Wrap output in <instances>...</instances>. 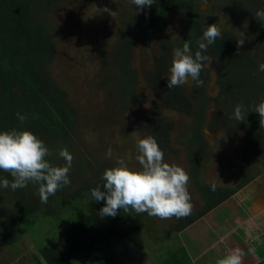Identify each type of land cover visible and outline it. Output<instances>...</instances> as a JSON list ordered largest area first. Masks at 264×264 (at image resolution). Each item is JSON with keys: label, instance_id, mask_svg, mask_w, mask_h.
Instances as JSON below:
<instances>
[{"label": "trees", "instance_id": "16d2710c", "mask_svg": "<svg viewBox=\"0 0 264 264\" xmlns=\"http://www.w3.org/2000/svg\"><path fill=\"white\" fill-rule=\"evenodd\" d=\"M198 4V0H155L139 17L128 15L129 18H125L127 20L115 34L117 44L111 52H107V40L99 46L100 66H117L114 74L105 75L107 81L103 83L104 86L112 82L117 84L113 92L116 100L109 105L119 119H124L126 110L139 109L146 102L145 96L136 89L137 73L131 67L134 41L148 42L165 27L167 17L173 15L189 30L177 47L190 41L194 55L199 50L196 42L205 30ZM59 6V0H0V131L13 128L31 131L49 148L51 155L46 159L57 166L64 164L56 162L63 160L58 152L61 148L67 149L76 123L70 103L49 72L57 49L51 34V17ZM111 23L104 25V38L112 34L114 22ZM258 23L261 24L257 26L255 21V27H258L256 39L260 42L264 23L261 20ZM228 39L227 33H221L208 46L209 52L217 58L218 68L226 71L219 79L221 93L212 100L204 96L203 86L197 87L194 94L181 86L167 88L162 79L170 67L171 49L167 46L144 75L153 100L144 113L141 128L146 135L155 137L164 155L172 152L169 141L174 124L162 115L163 109L180 110L189 117L184 123L186 134L180 145L183 144L185 149L189 180L194 183L201 200V207L195 214L181 219L174 217L173 222L161 231L154 223L156 217L147 213L137 215L132 210L127 213L121 210L115 217H102L99 210L105 202L94 201L90 189L102 186L101 175L107 167L84 160L81 164H72L70 185L50 196L47 204L41 203L38 186L31 182L15 191L0 187V248L17 253L22 247L19 241L24 236L34 244L39 256H33L31 264H133V252L137 248L132 241L134 236L150 247L146 264H194L188 249L179 244V235L217 209L250 180L244 176L240 185L216 186L213 192L210 185L200 179L208 149L205 130L223 127L228 134L235 131L229 136L244 133L245 155L257 148L264 151V134L256 125L258 113L249 112L250 106L259 103L254 86H260L264 91V72L258 70V63L264 62L263 53L259 56L260 45L249 53L240 52ZM202 74L201 71L200 79L204 80ZM210 103L228 112L233 111L235 105L243 104L245 120L238 122L228 112L223 114L221 111L217 113L218 119L224 117L221 125L214 116L206 121ZM17 112L27 116L23 124L17 119ZM87 167L91 179L85 171ZM3 178L12 180L9 173L0 170V179ZM42 228L43 234H39ZM150 228H154L156 235L151 234L154 231ZM52 232H55L54 240L49 238Z\"/></svg>", "mask_w": 264, "mask_h": 264}, {"label": "rangeland", "instance_id": "374dc122", "mask_svg": "<svg viewBox=\"0 0 264 264\" xmlns=\"http://www.w3.org/2000/svg\"><path fill=\"white\" fill-rule=\"evenodd\" d=\"M256 1L258 3V0ZM59 2V8L51 17V34L55 38L57 49L49 72L70 103L76 119L71 142L67 144V150L73 156L72 164H81L84 160H88L110 168L115 166L118 159H123L129 168H139L140 165L135 160V145L137 135L145 136L139 128L141 118L146 112L145 108L127 111L123 115L124 119H119L117 114L111 111L112 105L109 103L116 100L113 92L116 91L117 84L109 83L105 86L101 84L104 72L99 66L96 54L99 46L106 40H109L108 51L111 52V48L117 44L115 31L129 18L128 15L131 18L139 17L143 9L137 12L130 0H59ZM205 2L206 0H203L200 4L199 12L205 19L213 18L214 7ZM238 2L240 4L247 2L250 6L255 5V0H238ZM93 5L101 9L107 7L115 11L116 15L112 17L104 12L98 14L94 12ZM247 10V8L241 7L234 12L243 17L247 15ZM226 18H231L230 14L220 12V18H217L214 24L221 27ZM111 21L114 22L112 34L108 35V38H104L102 33L104 25ZM162 31L169 33L170 42L176 45V39L185 33L186 29L175 16L170 15L167 17L165 30ZM235 31L237 35L241 33L237 28ZM183 37L186 35L181 38ZM140 42L141 39H138L135 43L137 47L133 66L139 74L145 70L148 64L147 57L151 56L154 50L151 46L146 47V44L144 47L139 45ZM114 71L115 68L108 66L105 73H115ZM214 78L215 73L212 71L211 82L213 84ZM212 91L213 89L209 85L207 95L211 96ZM141 93L146 95L148 101L153 100L152 95L149 96L144 88ZM165 115L175 119L174 129L176 128V130L172 131L170 135L169 142L172 152L166 153L164 160L177 164L187 173L189 168L185 149L183 144L180 145V142L183 141V135L186 134L184 123H187L188 120H183L181 116H174L173 112H165ZM205 136L208 149L201 166L200 179L209 185L215 183L216 186H232L237 182L240 173L238 171L229 174L226 165L231 160H237L235 154L241 148L240 136L236 134L231 140H228L229 137L227 138L225 133L214 134L209 130H205ZM86 137H91V139H86ZM109 148L112 152L110 157L107 155ZM53 157L55 160V156ZM56 162H64V160L57 159ZM62 165L63 163H60V166ZM255 168L262 173L259 177L254 178L250 184L251 188L238 191L217 209L195 221L179 235V244L188 249L194 264H216L218 259L223 258L234 249H239L241 252V264L249 262L248 257L252 258L249 253L244 256V249L250 245H246L244 248L245 239L242 233L247 216L256 219L258 213H254L257 207L264 213V208H260V205L264 204V198L258 199L253 205L247 204L248 192L251 189L254 192L259 191L258 196L260 197L264 195V158H261V162ZM85 171L88 178L91 179L90 168L87 167ZM70 173L69 179H71ZM187 188L193 204L191 213L193 215L201 207V200L192 181L189 180ZM173 220L174 217L171 219L156 217L154 223L161 231ZM248 227H252V225L249 224ZM150 230L154 231L151 233L152 235H156L154 228H150ZM43 231L44 228L39 231V234H43ZM50 237L54 240L55 232H52ZM150 237L153 239L152 236ZM132 241L137 246L136 251L133 252V264H146V257L150 255V247L146 242L138 241L134 236ZM19 242L22 247L15 254L8 248L0 250V264H11L17 261L20 264H23L24 261L30 263L33 256L39 258L37 249L29 239L23 236ZM255 243L260 245L259 248L264 247L263 237H258ZM247 252L250 251L246 250Z\"/></svg>", "mask_w": 264, "mask_h": 264}, {"label": "clouds", "instance_id": "9594fccd", "mask_svg": "<svg viewBox=\"0 0 264 264\" xmlns=\"http://www.w3.org/2000/svg\"><path fill=\"white\" fill-rule=\"evenodd\" d=\"M154 2L155 0H130L137 12ZM92 8L98 14L104 12L112 17L116 15L115 11L107 7L101 9L93 5ZM253 16L256 20L264 21V8L257 9ZM221 32L216 24L205 25L202 37L196 42L199 50L194 55L190 41L173 49L167 76L168 89L191 82H195L196 87L203 86L200 73L212 63V58L204 53ZM243 43L244 41L238 42L239 45ZM258 70L264 72V62L258 63ZM243 108V104L235 105L232 118L238 122L244 121ZM249 112L259 114L260 128H264V96H261L259 103L250 106ZM15 115L21 124L27 119L25 114L17 112ZM135 146V160L140 165L139 168H129L125 160L118 159L115 166L103 171L102 186L90 189L94 201L105 202L99 215L115 217L121 210L125 213L132 210L137 215L147 213L161 219H181L191 215L193 204L187 188L190 177L186 171L175 163L165 162L164 152L152 135H137ZM50 155L45 143L29 130L13 128L0 131V170L12 177L11 181L7 178L0 179V187L15 191L27 187L31 182L38 186L41 203L47 204L50 196L71 183L69 172L73 161V156L66 148H61L58 152L59 157L64 160L62 166L54 165L46 159ZM107 155H112L110 148ZM209 187L213 192L216 190L215 183ZM216 264H241L240 250H231L218 259Z\"/></svg>", "mask_w": 264, "mask_h": 264}, {"label": "flooded vegetation", "instance_id": "af4514ba", "mask_svg": "<svg viewBox=\"0 0 264 264\" xmlns=\"http://www.w3.org/2000/svg\"><path fill=\"white\" fill-rule=\"evenodd\" d=\"M198 1H199V4H198V11H199V6H200V4L202 3L203 0H198ZM205 3L209 4V5L210 4L213 5L215 15H214L213 18H210V17H208L207 19L202 18L204 29H205V25L214 24L215 20L217 18H220V12L221 13L225 12L227 14H230L231 18H226L224 24L220 27V29L222 31L221 33H227L229 35L228 41L230 42L232 47L236 48V50H238L240 52L242 51L243 53H246V52L249 53L252 50V48H254L257 45H260V55L259 56H262V53L264 54V33H263L261 41L258 42L257 39H256L257 34H258V27H255V21H257V24H256L257 26H259L261 23H258L259 20H256L254 18V16H253V14L255 13V11L257 9L264 8V2L262 0H258V3L255 0V5L254 6H250L247 2H245V4H240L238 2V0H206ZM241 7L248 9L246 16L242 17V16H239L236 12H234L236 9L241 8ZM199 14L202 15V17H203L202 13H199ZM262 23H264V21H262ZM229 26H231V29H229ZM236 28L239 29L240 32H241L238 35L236 34V31H235ZM185 29H186V32L181 34L176 39V45H173L170 42V39L168 38L170 36V34L165 32V31H162V30H165V27L161 31H159V32L155 33L154 35H152V37L150 38V40H148V42L144 41V40H141L139 45L144 47L145 44H146V47H150L151 46L154 49L153 52H152V55L147 57L148 58V64L146 65L145 70L141 74H139L137 72V70L133 67L134 66V56H135L134 54H135V50H136V47H137L135 45V43H136V41H138V39H136V41H134V43L132 44V47H131V67L137 73V76H136L137 85L140 84V86L136 85V89H137L139 94H142L141 90H143V88H144V90L149 94V96L153 95V93H151V90L148 89V86H147V83H146V78H145L144 75L146 74V72H148L154 66L155 57L160 56L164 51H166V46H167V48L169 47L171 49V57L168 60L169 66H170L173 49L177 48V46H178L177 43L182 39L181 37L185 36L187 33H189V30L186 27H185ZM117 31H118V29L115 32L117 33ZM240 41H244L243 45H239L238 44V42H240ZM108 43H109V40L107 42V46L109 47ZM98 50H97L96 57L98 56V63H99V66H100L101 63H100V60H99V52H98ZM107 52H109V51H107ZM205 55H208V56H210L212 58V63L209 66H205L203 68L202 76H203L204 80H202V79L201 80L204 83V85H203L204 96L207 99L212 100L213 98H215L216 96H218L221 93L222 88H221V85L219 84V79H220V76L223 73H225L226 71L222 72V70H220L218 68V66L216 64L217 63V58L215 56H213L209 52L208 48H207V52H205ZM108 66H112L113 68H115L114 72L117 71L116 70L117 69L116 64H112V65L109 64V65H106V66H100L101 70L104 72L103 73L104 75H102L103 78H102V81H101V84L103 86H104L103 82L105 80L107 81V77H105V75L106 74H111V75L114 74V73H110V72L105 73V71L107 70ZM212 71L215 73L214 84L211 82V72ZM168 75H169V72L166 73L163 76V78H162L163 82L165 84H167V76ZM209 85H210L211 89H213V91L211 93V96L207 95L208 86ZM181 88H183L186 92H188V93L191 92L193 94L198 91L197 87L195 86V82H191L190 84H187L186 87L184 85H182ZM254 89H255V91L257 93L256 96L260 100L261 96H264V91L261 90L260 86H254ZM142 95L145 96L146 102H145L144 106L141 107V108L142 109L145 108V111H147L149 109L152 101H148V98L146 97L145 94H142ZM141 108H139V110H142ZM208 109H210V110H208ZM208 109H207V118H206V120L208 119V117L210 119L213 116H214V118L215 117L217 118L218 115H219V114L217 115L218 112L222 111L223 114L224 113L227 114V112H228V111H224V109L222 107L218 106L217 104H211V103H210ZM129 110H131V108L126 110V112L129 111ZM126 112H124V113H126ZM165 112H173L174 116H177V117L181 116L183 120H188L189 121V117L186 114L182 113L180 110H170V109H167V108L163 109V116L167 117L173 124H176L175 121H174L175 119H173V117L169 118L167 115H165ZM228 113L232 117L233 111H231V112L229 111ZM258 116H259V114H258ZM219 118L220 119L217 118V120H218L217 124L221 125V123H223L224 117L221 116ZM142 119H143V117L141 118V124H142ZM256 125H257V128L261 129L262 133L264 134V128H260L258 120L256 121ZM229 126L231 127V125H229ZM139 128H140L141 132L144 135H146V132L142 131L141 125H140ZM212 129L209 130V131L214 133V134H218V132H220L221 135L223 133H225L227 138H228V136L230 134H234L235 133V131L232 130L230 132V134H228L226 132L228 130L227 129L225 130V128H223V127H217V128H212ZM175 130H176V128L173 131H175ZM204 134H205V132H204ZM234 136H231V138L229 136L228 140H231ZM238 136H240L241 148L235 154L236 157H237V160H231V161L227 162L226 168H227L229 174H234L235 172L239 171L240 176H239V178H238V180H237V182L235 184H233L232 186H229V185H225V186L234 187V186L240 185L242 183V181H243L244 176L249 177L250 180H249V182H246L245 184H242V186L236 191V193L238 191H240V190L244 191L247 188H251L250 184L252 183L254 178L259 177L261 175V173H262L260 171H257L255 166L261 162V158H264V151L262 149H260V148H257L255 152L247 153L248 155H245L244 152H243V148L245 147L244 133H239ZM246 151H247V143H246ZM258 193H260V192L259 191L254 192L253 189H251L248 192V197L249 198H248L247 204H252L253 205L258 199L264 198V195H263V197H260V196H258ZM263 194H264V192H263ZM1 249L4 250L5 248H0V250ZM12 253L15 254V252H13V251H12ZM22 263L23 264H31V262L28 263L26 261H24ZM11 264H20V262H18V261L15 262V263L12 262Z\"/></svg>", "mask_w": 264, "mask_h": 264}, {"label": "crops", "instance_id": "0c3cea01", "mask_svg": "<svg viewBox=\"0 0 264 264\" xmlns=\"http://www.w3.org/2000/svg\"><path fill=\"white\" fill-rule=\"evenodd\" d=\"M260 208H264V204L260 205ZM258 216H256L257 218L254 219L250 216L246 217V220L244 222V231L242 233V235H244V248L246 245H250V247L252 246V248L250 249V247L245 248V254L244 256H246V254H251L252 258L248 257V261L249 262H245V264H260L263 261L264 264V247L259 248V244L255 243V240L258 237H263L264 239V213H262L259 208L257 207L255 210L254 214H257ZM250 225H252V227H248ZM254 242V243H253ZM246 250L250 251L252 250V252L254 251V253H250L247 252ZM247 259V258H246Z\"/></svg>", "mask_w": 264, "mask_h": 264}]
</instances>
